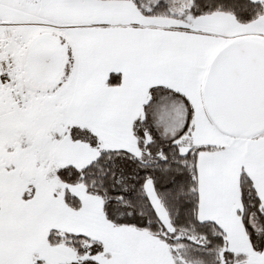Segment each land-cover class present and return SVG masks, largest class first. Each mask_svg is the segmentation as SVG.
<instances>
[{
  "label": "snow or ice",
  "instance_id": "obj_1",
  "mask_svg": "<svg viewBox=\"0 0 264 264\" xmlns=\"http://www.w3.org/2000/svg\"><path fill=\"white\" fill-rule=\"evenodd\" d=\"M0 264H264V0H0Z\"/></svg>",
  "mask_w": 264,
  "mask_h": 264
}]
</instances>
